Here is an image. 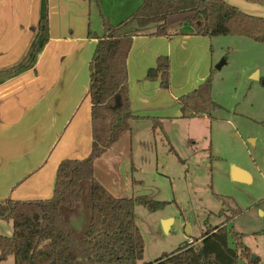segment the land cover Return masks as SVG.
Returning <instances> with one entry per match:
<instances>
[{
  "label": "trees",
  "instance_id": "obj_1",
  "mask_svg": "<svg viewBox=\"0 0 264 264\" xmlns=\"http://www.w3.org/2000/svg\"><path fill=\"white\" fill-rule=\"evenodd\" d=\"M101 36L88 32L95 40L89 65L91 116L90 154L83 160H62L57 166L52 197L42 201L0 202V221L11 223L12 234H0V264L12 257L14 264H141L144 240L134 220L131 205L147 212L165 208L167 203L149 197L117 200L94 176V164L125 135L131 134L135 116L128 97L127 57L132 39L143 34L155 38L185 35L208 39L237 37L264 44V18L245 14L223 0H143L125 21L111 25L103 20ZM38 43L30 46L18 63L16 71L31 68L37 53L49 41L48 19L37 23ZM169 58L156 59L146 79L160 80V87L170 86ZM15 71V72H16ZM212 73L192 92L177 100L183 119L212 118L219 106L212 101ZM151 132L165 137L161 120L149 118ZM212 158V157H210ZM179 163L184 160L178 159ZM132 185L138 184L131 180ZM224 205V202L222 203ZM239 213L226 215L222 209L217 217L225 218L218 226L207 227L201 238L184 242L171 253L149 264H237L251 260L244 245L245 235L229 228ZM231 235L234 246L228 244Z\"/></svg>",
  "mask_w": 264,
  "mask_h": 264
},
{
  "label": "crops",
  "instance_id": "obj_2",
  "mask_svg": "<svg viewBox=\"0 0 264 264\" xmlns=\"http://www.w3.org/2000/svg\"><path fill=\"white\" fill-rule=\"evenodd\" d=\"M142 1L0 0V202L50 199L59 163L89 156V62L96 45L88 32L101 36L103 20L117 25ZM223 1L254 16L264 13V0ZM41 17L48 19L49 41L31 68L16 71L30 46L38 43ZM212 40L189 32L132 39L126 60L128 97L138 119L131 124L128 148L140 125H152L149 118L160 119L162 126L183 119L176 102L213 70ZM161 56L171 62L168 89L160 87V80L146 79ZM124 137L100 159L115 151Z\"/></svg>",
  "mask_w": 264,
  "mask_h": 264
},
{
  "label": "rangeland",
  "instance_id": "obj_3",
  "mask_svg": "<svg viewBox=\"0 0 264 264\" xmlns=\"http://www.w3.org/2000/svg\"><path fill=\"white\" fill-rule=\"evenodd\" d=\"M257 17L264 18V13ZM212 41L211 95L219 108L211 119L163 124L178 156L168 152L164 136L153 135L150 124L138 127L129 148L128 134L115 151L94 164V176L117 200L149 197L167 203L156 212L130 204L144 240L141 264L175 251L189 238L200 239L207 227L225 219L217 217L222 209L226 215L239 213L228 229L245 235L244 245L258 258L255 264H264V44L237 37ZM223 61L225 65L216 69ZM235 167L248 175V183L231 180ZM0 234L10 236L11 223L0 221ZM228 244H235L231 235ZM2 264H14L13 258ZM237 264L248 263L239 259Z\"/></svg>",
  "mask_w": 264,
  "mask_h": 264
},
{
  "label": "water",
  "instance_id": "obj_4",
  "mask_svg": "<svg viewBox=\"0 0 264 264\" xmlns=\"http://www.w3.org/2000/svg\"><path fill=\"white\" fill-rule=\"evenodd\" d=\"M224 65H225V62L223 61V62H221L220 64H218L216 66V69H220ZM231 180L233 182L236 181V182H245V183H248L249 182V177H248V175L244 171H242V170H240V169H238V168L235 167L231 171ZM169 222H170V220H166V222H164V230H165V232H168ZM254 259H256L255 256L254 257H251V260L252 261H254Z\"/></svg>",
  "mask_w": 264,
  "mask_h": 264
},
{
  "label": "built area",
  "instance_id": "obj_5",
  "mask_svg": "<svg viewBox=\"0 0 264 264\" xmlns=\"http://www.w3.org/2000/svg\"><path fill=\"white\" fill-rule=\"evenodd\" d=\"M188 243H189V244H191V243H192V241H188Z\"/></svg>",
  "mask_w": 264,
  "mask_h": 264
}]
</instances>
